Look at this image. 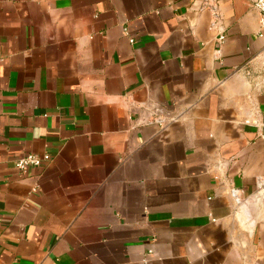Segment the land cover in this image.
Segmentation results:
<instances>
[{
	"label": "crops",
	"instance_id": "crops-1",
	"mask_svg": "<svg viewBox=\"0 0 264 264\" xmlns=\"http://www.w3.org/2000/svg\"><path fill=\"white\" fill-rule=\"evenodd\" d=\"M218 1L221 43L201 0H0V264H264V30Z\"/></svg>",
	"mask_w": 264,
	"mask_h": 264
},
{
	"label": "built area",
	"instance_id": "built-area-1",
	"mask_svg": "<svg viewBox=\"0 0 264 264\" xmlns=\"http://www.w3.org/2000/svg\"><path fill=\"white\" fill-rule=\"evenodd\" d=\"M253 6L258 12V20H259V27L261 30H264V0H252ZM200 8L202 10L208 11L211 16L210 20V28L216 32V39L218 43H221L224 40V32L222 28V15L220 10V5L218 0H201ZM262 33H260V36ZM220 50H216V55L218 56ZM163 118L157 116L153 121L160 122ZM50 156L45 154L43 156H37L35 154H23L19 156L15 161L16 168L21 173H26L27 169L30 166H41L45 162L49 161ZM36 188H33L35 190ZM232 195L238 200L237 191L232 190Z\"/></svg>",
	"mask_w": 264,
	"mask_h": 264
}]
</instances>
